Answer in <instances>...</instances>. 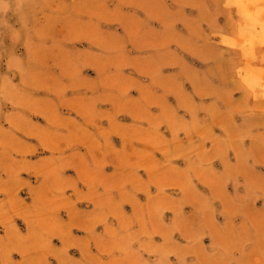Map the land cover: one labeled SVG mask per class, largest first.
Masks as SVG:
<instances>
[{
    "label": "rangeland",
    "instance_id": "1",
    "mask_svg": "<svg viewBox=\"0 0 264 264\" xmlns=\"http://www.w3.org/2000/svg\"><path fill=\"white\" fill-rule=\"evenodd\" d=\"M0 264H264V0H0Z\"/></svg>",
    "mask_w": 264,
    "mask_h": 264
}]
</instances>
